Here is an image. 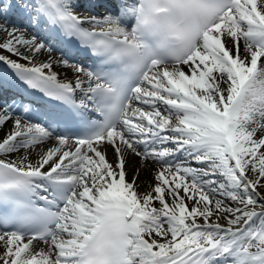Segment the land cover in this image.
Instances as JSON below:
<instances>
[{
  "label": "snow or ice",
  "instance_id": "6c2138e0",
  "mask_svg": "<svg viewBox=\"0 0 264 264\" xmlns=\"http://www.w3.org/2000/svg\"><path fill=\"white\" fill-rule=\"evenodd\" d=\"M0 20V264H264V0H0Z\"/></svg>",
  "mask_w": 264,
  "mask_h": 264
},
{
  "label": "bare ground",
  "instance_id": "6f19581e",
  "mask_svg": "<svg viewBox=\"0 0 264 264\" xmlns=\"http://www.w3.org/2000/svg\"><path fill=\"white\" fill-rule=\"evenodd\" d=\"M0 23H1V21H0ZM4 37L3 36H0V40H2ZM37 63H41V62H46V56H40V57H38V59H37V61H36ZM56 70H58V72L60 73V77H59V79H61V80H72V79H74L73 78V76L74 75H72V74H74L73 73V71L71 70V71H66V72H64V71H60L59 69H56ZM0 135H2V133H0ZM109 158H111V153H109ZM150 177H149V174L148 173H145L143 176H142V180H148Z\"/></svg>",
  "mask_w": 264,
  "mask_h": 264
}]
</instances>
